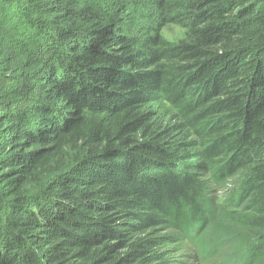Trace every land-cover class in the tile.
Masks as SVG:
<instances>
[{"label":"trees","instance_id":"trees-1","mask_svg":"<svg viewBox=\"0 0 264 264\" xmlns=\"http://www.w3.org/2000/svg\"><path fill=\"white\" fill-rule=\"evenodd\" d=\"M185 242L264 264V0H0V264Z\"/></svg>","mask_w":264,"mask_h":264},{"label":"rangeland","instance_id":"rangeland-1","mask_svg":"<svg viewBox=\"0 0 264 264\" xmlns=\"http://www.w3.org/2000/svg\"><path fill=\"white\" fill-rule=\"evenodd\" d=\"M183 29L176 24H168L161 30V35L164 39L170 42H175L182 37ZM152 109L158 112V117L163 122H176L174 119L173 111H171L167 105L163 103L156 104ZM213 188V186H211ZM216 203L220 204L223 202L225 195L224 190L221 188L219 190H212L210 194ZM166 250L170 251V254L173 256L172 264H216L220 263L219 259L210 258L204 261H199L195 256L193 257L192 251L188 250V244L185 242L183 244H173L166 245Z\"/></svg>","mask_w":264,"mask_h":264}]
</instances>
